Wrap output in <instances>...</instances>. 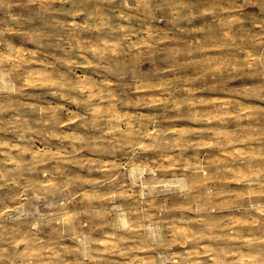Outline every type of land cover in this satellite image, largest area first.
<instances>
[{"label": "rangeland", "instance_id": "obj_1", "mask_svg": "<svg viewBox=\"0 0 264 264\" xmlns=\"http://www.w3.org/2000/svg\"><path fill=\"white\" fill-rule=\"evenodd\" d=\"M0 264H264V0H0Z\"/></svg>", "mask_w": 264, "mask_h": 264}, {"label": "bare ground", "instance_id": "obj_2", "mask_svg": "<svg viewBox=\"0 0 264 264\" xmlns=\"http://www.w3.org/2000/svg\"><path fill=\"white\" fill-rule=\"evenodd\" d=\"M20 50V49H19ZM31 72V71H30ZM37 76V75H36ZM65 78V77H64ZM83 83V82H82ZM86 84V83H85ZM89 84V83H88ZM14 85V84H13ZM83 86V85H82ZM88 88V87H87ZM90 88V87H89ZM79 89V88H78ZM238 99V98H237ZM239 116V115H238ZM186 180V179H185ZM125 214V213H124ZM121 215V214H120ZM126 216V215H125ZM125 216L122 217L124 223H126ZM121 217V216H120ZM127 218V217H126ZM122 223V222H121Z\"/></svg>", "mask_w": 264, "mask_h": 264}]
</instances>
